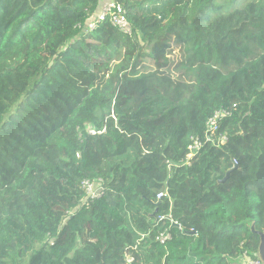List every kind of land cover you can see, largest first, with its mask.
<instances>
[{
	"label": "trees",
	"instance_id": "1",
	"mask_svg": "<svg viewBox=\"0 0 264 264\" xmlns=\"http://www.w3.org/2000/svg\"><path fill=\"white\" fill-rule=\"evenodd\" d=\"M115 1L131 36L108 20L85 31L100 0H0V83L19 79L11 101L0 95V264L254 258L264 0ZM220 110L227 142L213 146L205 124ZM191 138L203 145L186 164ZM96 179L103 194L83 204L81 183ZM168 215L177 225L157 222Z\"/></svg>",
	"mask_w": 264,
	"mask_h": 264
},
{
	"label": "built area",
	"instance_id": "2",
	"mask_svg": "<svg viewBox=\"0 0 264 264\" xmlns=\"http://www.w3.org/2000/svg\"><path fill=\"white\" fill-rule=\"evenodd\" d=\"M108 20L111 26L119 30L121 33L127 36L132 35V28L130 23L126 18L125 9L117 3L115 0H100L97 11L88 20L85 31L90 32L96 28L97 25ZM230 116V113L225 110L216 111L214 115L206 122L204 141L206 143H211L213 146L224 145L227 142L226 135H220V126L226 118ZM89 133L94 134V131L90 130ZM191 143L188 146V153L186 155L184 163L188 164L189 160L196 156L199 150L202 148L203 142L198 138H191ZM82 189L85 193L84 203L88 204L92 202L103 194V186L101 180L89 181L85 180L82 182ZM164 193H159L156 196L157 200H161L164 197ZM167 220L170 223L177 225V223L171 220V216H162L157 218V222ZM170 239V234L165 230L159 236V242L164 244ZM239 260V264H261V262L255 258H251L247 251L243 252Z\"/></svg>",
	"mask_w": 264,
	"mask_h": 264
},
{
	"label": "rangeland",
	"instance_id": "3",
	"mask_svg": "<svg viewBox=\"0 0 264 264\" xmlns=\"http://www.w3.org/2000/svg\"><path fill=\"white\" fill-rule=\"evenodd\" d=\"M171 47H173L172 48V52L170 53V55L168 56L169 57V59H171V61H173V63H176V62H178V61H181V52H180V46L178 45V44H171ZM262 62L264 63V59L262 60ZM145 63H150L148 60H145ZM61 71L62 70H60V72H58V74L60 75V77H64V82L66 83V82H69V79L67 80V78H68V76L66 75V74H64V75H61ZM177 78V75L176 74H174L173 73V77H172V79H176ZM64 82H63V84H64ZM18 83H19V79H14V80H6L5 82H2V83H0V95L2 96V97H4V98H6V99H8V100H5V103L7 102V101H11L13 98H14V96L11 94V87H17L18 86ZM60 87V89H56V85H55V87H54V95H57V98L56 97H54V96H52V97H54L53 98V100L56 98L57 99V101H58V99H62L63 101H65V99L67 100V95H65V99H63L59 94L62 92V90H63V92L65 93V91H67V90H65V89H67V87H66V84H64V85H61V86H59ZM56 90V91H55ZM73 90L74 89H72L71 90V93L73 92ZM68 92V91H67ZM59 95V96H58ZM53 104L55 105V107H60L61 105H56V101H53ZM262 208H263V210L262 211H264V203H263V205H262ZM160 217H162V216H160ZM162 220H164V219H162ZM164 221H167V220H164ZM160 222H162V221H160ZM242 257H238L234 262H232V264H237V263H239V260L241 259Z\"/></svg>",
	"mask_w": 264,
	"mask_h": 264
},
{
	"label": "water",
	"instance_id": "4",
	"mask_svg": "<svg viewBox=\"0 0 264 264\" xmlns=\"http://www.w3.org/2000/svg\"><path fill=\"white\" fill-rule=\"evenodd\" d=\"M228 176L229 174L227 175L225 179H223L222 182H225ZM251 229H252V232L259 237V244H258L256 257L257 259L261 261V264H264V231H256L254 228V225H252Z\"/></svg>",
	"mask_w": 264,
	"mask_h": 264
},
{
	"label": "clouds",
	"instance_id": "5",
	"mask_svg": "<svg viewBox=\"0 0 264 264\" xmlns=\"http://www.w3.org/2000/svg\"><path fill=\"white\" fill-rule=\"evenodd\" d=\"M90 131V130H89ZM89 131H88V133H89ZM89 134H91V133H89ZM95 134V133H94ZM94 134H91V135H94ZM96 180H98V179H96ZM99 180H101V179H99ZM94 181V180H93ZM101 182H102V180H101ZM102 184H103V182H102ZM81 188H82V183H81ZM83 190V189H82ZM85 199V198H84ZM84 199H83V201H84ZM83 204H85L84 202H83ZM70 215V214H69ZM251 257V256H250ZM251 258H253V257H251ZM255 258H257L256 257V254H255V257L253 258V259H255ZM259 260V259H258ZM131 261H132V259H130V258H128L127 259V262L128 263H131ZM260 261V260H259ZM261 262V261H260ZM237 264H239V263H237Z\"/></svg>",
	"mask_w": 264,
	"mask_h": 264
}]
</instances>
